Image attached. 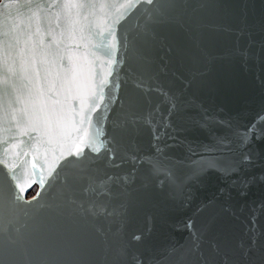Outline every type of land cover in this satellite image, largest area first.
I'll use <instances>...</instances> for the list:
<instances>
[{
    "label": "water",
    "instance_id": "water-1",
    "mask_svg": "<svg viewBox=\"0 0 264 264\" xmlns=\"http://www.w3.org/2000/svg\"><path fill=\"white\" fill-rule=\"evenodd\" d=\"M128 11L118 51L58 55L38 87L22 82L49 150L72 155L52 175L37 169L26 193L0 187V260L14 223L26 246L16 264H264V0ZM132 94L159 139L143 119L139 131L125 123Z\"/></svg>",
    "mask_w": 264,
    "mask_h": 264
},
{
    "label": "snow or ice",
    "instance_id": "snow-or-ice-1",
    "mask_svg": "<svg viewBox=\"0 0 264 264\" xmlns=\"http://www.w3.org/2000/svg\"><path fill=\"white\" fill-rule=\"evenodd\" d=\"M140 2L142 0H0V187L5 190L18 187L26 193L36 185L31 177L37 169L43 172L47 166L48 174L52 175L72 155L61 156L49 150L43 133L32 120L22 82L38 87L41 64L46 65L58 55L63 65L65 56L69 61L73 56L88 57L98 47L118 51L121 27L131 15L128 9L134 10ZM153 2L148 0V3ZM73 45H83V48ZM95 55L105 59L101 52H95ZM115 62V59L111 60V63ZM136 86L143 88L145 93L163 92L171 108L177 107L176 98L162 88L139 83ZM120 87L117 83L116 99H119ZM120 103L125 123H131L139 131V122L143 119L151 125L154 139L164 135L163 132L156 135L160 122H153L151 111L147 117L143 116V104L137 94H132L126 103ZM156 111L159 112V105ZM170 123L166 119L163 127L168 128ZM17 168L29 169L28 183L21 181ZM5 195H8L7 191ZM22 199L25 198L15 191L11 193L12 202ZM25 202L28 201L25 199ZM2 236L6 258L0 260V264H16L17 254L22 249L26 251L21 226L10 223Z\"/></svg>",
    "mask_w": 264,
    "mask_h": 264
}]
</instances>
